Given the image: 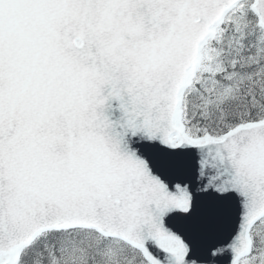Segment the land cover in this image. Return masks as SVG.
<instances>
[{
  "label": "snow or ice",
  "instance_id": "snow-or-ice-1",
  "mask_svg": "<svg viewBox=\"0 0 264 264\" xmlns=\"http://www.w3.org/2000/svg\"><path fill=\"white\" fill-rule=\"evenodd\" d=\"M0 264H264V0H0Z\"/></svg>",
  "mask_w": 264,
  "mask_h": 264
}]
</instances>
